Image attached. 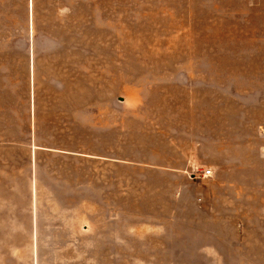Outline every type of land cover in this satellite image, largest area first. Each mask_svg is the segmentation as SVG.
Wrapping results in <instances>:
<instances>
[{
	"label": "rangeland",
	"instance_id": "rangeland-1",
	"mask_svg": "<svg viewBox=\"0 0 264 264\" xmlns=\"http://www.w3.org/2000/svg\"><path fill=\"white\" fill-rule=\"evenodd\" d=\"M0 264H264V0H0Z\"/></svg>",
	"mask_w": 264,
	"mask_h": 264
},
{
	"label": "built area",
	"instance_id": "built-area-1",
	"mask_svg": "<svg viewBox=\"0 0 264 264\" xmlns=\"http://www.w3.org/2000/svg\"><path fill=\"white\" fill-rule=\"evenodd\" d=\"M206 173H210V170H207Z\"/></svg>",
	"mask_w": 264,
	"mask_h": 264
}]
</instances>
